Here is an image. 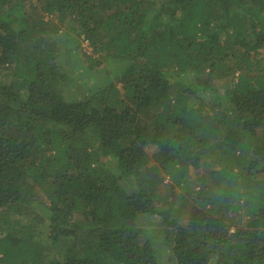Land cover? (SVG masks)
I'll use <instances>...</instances> for the list:
<instances>
[{"label": "trees", "instance_id": "obj_1", "mask_svg": "<svg viewBox=\"0 0 264 264\" xmlns=\"http://www.w3.org/2000/svg\"><path fill=\"white\" fill-rule=\"evenodd\" d=\"M0 264H264V0H0Z\"/></svg>", "mask_w": 264, "mask_h": 264}, {"label": "rangeland", "instance_id": "obj_2", "mask_svg": "<svg viewBox=\"0 0 264 264\" xmlns=\"http://www.w3.org/2000/svg\"><path fill=\"white\" fill-rule=\"evenodd\" d=\"M85 46H87V43H84V47ZM89 50V49H88ZM103 69V68H102ZM105 70H100L99 71V74H98V77L97 78H95L93 75H90V77H92L93 76V79H92V81H91V83L92 84H100V85H103L105 82H107V81H111L112 79L110 78V77H106V71H107V68H104ZM89 77V75L87 76V78ZM95 86H97V85H95ZM97 88V87H96ZM196 174V172L195 171H192V173H191V180H193L194 179V175ZM158 221H160V219L159 218H151V223H154V225L158 222ZM161 223H162V220H161ZM158 233V232H157ZM165 237V236H164Z\"/></svg>", "mask_w": 264, "mask_h": 264}]
</instances>
